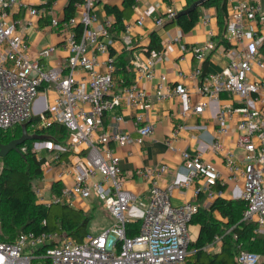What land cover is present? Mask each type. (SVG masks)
<instances>
[{
  "label": "built area",
  "instance_id": "1",
  "mask_svg": "<svg viewBox=\"0 0 264 264\" xmlns=\"http://www.w3.org/2000/svg\"><path fill=\"white\" fill-rule=\"evenodd\" d=\"M107 1H77L74 16L67 18L64 4L69 0H40L38 4L0 0V130L27 124L31 135H42L59 125L69 133L65 146L52 141L38 144L39 151L49 148L53 152L43 165L53 179L44 174L45 186L35 190L37 203L77 209V200L89 204L99 200L114 218L107 230L99 235L88 232L80 243L59 231H30L20 233L14 242L0 241V264H187L190 227L199 204L188 200L175 205L172 195L175 190L183 193L190 188L196 198L203 195L209 204L223 196L222 188L227 189L232 199L245 201L242 221L256 225L255 237H264V78L257 74L264 71V35L258 29L264 27V6L251 0H228L226 38L231 46L225 51L227 64L222 70L203 69L214 48L210 27V40L193 49L198 66L190 73L179 71L181 81L190 85L167 87L166 76H159L157 99L176 97L183 104L179 122L164 140L170 150H176V143L190 130L184 122L190 116L209 109L216 128L210 141L192 137L197 142L194 152L180 149L185 172L171 186L161 184L169 173L167 164L136 170L151 194L145 203L128 187L117 149L141 146L156 132L158 120L146 112L148 94L136 81L156 78L155 65L164 50L147 52L145 59L135 55L134 82L118 84L116 57L110 52L115 20L100 23L95 12L97 4ZM177 15L170 7L165 17L157 18V27ZM41 20L65 37L61 44L48 45L33 57L31 31L39 28ZM144 22L140 17L125 23L122 42L126 51L134 46V26L143 27ZM202 23L210 26L211 20L203 18ZM58 49L65 55L53 66L42 62ZM100 54L108 55L107 59L103 61ZM193 94L202 100L193 104ZM224 95L229 102L222 100ZM122 110L132 111L133 116L126 118ZM110 114L114 125L107 124ZM130 121L136 136L120 128ZM232 128L236 139L228 145L224 140ZM237 150L242 153L238 155ZM206 153L219 158L224 169L208 160ZM55 183H61L60 194L53 192ZM136 221H140L139 234L129 237L127 226ZM222 244L223 236L217 235L205 249L213 251ZM236 260L238 264H260L264 255L239 250Z\"/></svg>",
  "mask_w": 264,
  "mask_h": 264
},
{
  "label": "trees",
  "instance_id": "2",
  "mask_svg": "<svg viewBox=\"0 0 264 264\" xmlns=\"http://www.w3.org/2000/svg\"><path fill=\"white\" fill-rule=\"evenodd\" d=\"M80 0H69L66 7V17L75 14L74 4ZM138 0H122L123 8L119 9L110 5L106 6L108 16L115 19V32H123L125 22L130 20L134 14ZM200 0H187L186 9L193 6ZM255 2V1H253ZM258 3V2H257ZM203 8H214L217 18L218 32L213 38L218 41L217 46L225 49L230 47L226 38L228 23V0H206L197 9L179 15L173 20L165 22V29L177 25L184 33H189L194 29L203 16ZM166 16V15H165ZM164 16V17H165ZM173 21V23H169ZM83 28L78 27L82 32ZM112 31V32H113ZM162 39L158 31L150 34V43L147 52L163 49ZM135 49H131L124 54L115 56L116 77H120L124 84L133 83V72L130 61ZM206 64L203 69L206 72ZM116 82L118 83L117 79ZM19 130V137L22 135V126L13 130H0V142L7 144L15 139V133ZM27 130L30 131L29 126ZM50 141L57 144H66L69 139L68 130L59 125L50 127L41 132ZM17 137V138H19ZM33 142V141H32ZM27 141L20 147L21 153L10 152L6 157L0 158V241L14 242L20 233L34 231L41 232H66L78 243L82 242L87 227L92 218L86 216L81 209H75L69 205L43 206L37 203L33 183L43 178L45 157H39L33 148V143ZM66 142V143H65ZM25 149V150H23ZM68 153L63 155L67 158ZM61 183L53 185V192L60 194ZM221 191L225 192V188ZM199 212L192 220V225H199L200 231L196 241L190 245L191 254L187 257V264H238L236 255L239 250H245L264 255V237H255L253 223L242 221V214L245 209L243 200H227L222 197L216 198L208 207L203 206L204 196H200ZM218 211L226 222H221L214 216ZM46 224H43V222ZM140 221H136L127 226V235L134 237L139 234ZM232 231L228 234L229 229ZM223 236V244L219 251H208L205 248L210 245L215 236ZM260 264H264L261 262Z\"/></svg>",
  "mask_w": 264,
  "mask_h": 264
},
{
  "label": "crops",
  "instance_id": "3",
  "mask_svg": "<svg viewBox=\"0 0 264 264\" xmlns=\"http://www.w3.org/2000/svg\"><path fill=\"white\" fill-rule=\"evenodd\" d=\"M27 1L31 4H38L40 2V0ZM251 1L261 3L264 6L261 0ZM67 2H65L64 4L65 7H67ZM107 5L117 7L119 9L123 8L122 0H108L107 3L104 2L97 4L95 7V12L98 17V22L100 23L108 18L114 19L113 16L107 15ZM170 7L174 8L178 13H180L186 9L187 0H138L133 16L130 20H127L125 22L134 23L140 17L145 18L143 27L134 26L133 28V49H135V51L133 52L132 59L130 61L132 67V62L135 55H140L142 59L146 58L147 46L150 43V34L152 32H159L164 50L162 58L159 59L155 65L156 78L152 81H136L139 84V87L146 90L148 94V104L146 107V112L151 119L158 120L156 132L153 137L146 139L141 146L133 145L126 148L117 149V153L120 157V166L123 170L124 176L126 177L128 187L134 192H138L140 194L141 200L145 203L149 202L151 194L147 190L146 182L135 174L136 170L148 166H158L163 163L167 164L169 166V173L164 176L161 184L163 187L171 186L173 183H175L177 177L179 175H183L185 172L180 156V149H187L190 152H194L197 147V142L192 139V137L195 136L201 138L204 141H210L216 128V120L209 109H206L201 115L190 116L184 120L185 124L190 127V130L185 132L182 136V139L176 143V150H170L164 143V140L169 135L173 127L179 122L180 119L178 112L182 110L183 104L181 100L176 97L163 101L157 99L156 88L160 81L159 76H166L165 85L167 87H174L178 83H185L186 85H190V82L188 81H181V78L179 77V71L190 73L198 66V61L194 56L193 49H199L203 47L208 42V40H210V27L213 28V36L211 39L214 42V48L207 55V58L203 63V67L206 64V72H217L222 70L227 64L225 47H218V41L213 39L218 32L215 9L203 8V16L194 27V29L189 33H184L182 29L177 25H174L168 29H165L164 25L161 28L157 27V18H159L160 16L164 17ZM203 18H209L211 20L210 26L209 24L207 26L206 24L202 23ZM251 27L257 28V24L252 23ZM258 29L260 30V34L264 35V27L260 26ZM124 33V31L121 33L115 31L112 32V38L114 40L110 52L116 54V56L127 52L122 42V36L124 35ZM64 37V34L52 30L48 25V21L41 20L39 28L31 31V55L33 57L38 56V52L42 49V47H40V44L45 38H48V41L44 47L48 45L61 44ZM176 38L180 39V41H175ZM262 53L264 54V50ZM64 55L65 52L61 49H58L50 59L42 62L46 65L53 66L55 61L59 58L64 57ZM100 57L104 61L107 59L108 55L100 54ZM132 72L134 75V69H132ZM257 74L259 77H261V79L264 78L262 77L264 71L262 74ZM119 78L120 77H116L118 84H121L123 81L119 80ZM134 80L135 76L133 78V82ZM201 100L202 97H200L198 94L192 95L193 104H197ZM222 100L225 103L229 102L228 96L225 95L222 97ZM122 112L126 118H131L133 116L132 111L122 110ZM113 117L114 116L112 114L108 115L107 124L114 125L115 119ZM234 125L235 124H233L232 127H234ZM120 128L123 131L130 132L133 136L137 135L136 128L131 121L127 124H120ZM235 139L236 130L232 128L230 136L226 137L224 141L228 145H233ZM205 157L217 164L222 170L224 169L223 163L219 158L214 157L211 153H206ZM46 177L47 179L52 180L53 173L51 171L47 172ZM201 196L203 197V195ZM222 198L227 200H234L231 198L230 193L227 189H225ZM188 200L194 201L198 204L201 203L199 197H195L193 188H190L183 193L179 190H175L172 195V202L175 205L182 204ZM202 204L204 207L210 206L205 196ZM76 205L79 207L77 209L91 207L89 202H84L81 200H77ZM214 216L221 222L227 221L226 219L222 218L221 214L218 211H215ZM191 226L199 227V225L192 224ZM196 239H192V242L196 241ZM220 248L221 246L218 250L215 249L213 251H219Z\"/></svg>",
  "mask_w": 264,
  "mask_h": 264
},
{
  "label": "rangeland",
  "instance_id": "4",
  "mask_svg": "<svg viewBox=\"0 0 264 264\" xmlns=\"http://www.w3.org/2000/svg\"><path fill=\"white\" fill-rule=\"evenodd\" d=\"M261 2L264 4V0H261ZM47 41H48V38H45L41 42L40 47L43 48L47 44ZM13 134L16 136L15 137V139H16L17 137H19V130H17L15 133H12L10 135L12 136ZM42 141H44V140H42ZM42 141H33V142L31 141V142L33 143L32 144L33 145V148L38 153L39 157H45L46 159L49 160L50 158H52V155H53V152L51 151V149L44 148V149H42V151H39L38 150L39 149L38 148V144H39V142H42ZM47 141L48 142H51L50 140H47ZM66 142H68V140ZM60 145L61 146H65L64 144H60ZM241 153H242V151H240V150L237 151V154L238 155L241 154ZM0 168H1V163H0ZM48 170L49 169L47 167H44V174H45V176H46ZM44 186H45V182L42 179L36 180L33 183V188L35 190L38 187H44ZM90 206L91 207L82 208L81 209V210H83L85 212V214H86L87 217L92 218V220L89 222V225L87 227V231L90 232V233H92V234H94V235H99V234H101L102 232H104L105 230H107L111 226V224L114 221V218L103 207L102 203L99 200L92 201L90 203ZM85 207H87V206H85ZM218 216H219V214H218ZM190 232H191L192 239L193 240L196 239V237L198 235V232H199V227L198 226H191L190 227ZM218 249H219V247L216 248V250H218Z\"/></svg>",
  "mask_w": 264,
  "mask_h": 264
},
{
  "label": "water",
  "instance_id": "5",
  "mask_svg": "<svg viewBox=\"0 0 264 264\" xmlns=\"http://www.w3.org/2000/svg\"><path fill=\"white\" fill-rule=\"evenodd\" d=\"M206 0H200L197 3H195L193 6H191L188 9L183 10L180 12L179 15L189 13L195 9H197L199 6H202V4ZM170 24L173 23V21L169 22ZM47 141L49 140L44 135H31L27 130V124L22 125V135L19 138L11 140L7 144H2L0 142V158L6 157L10 152L16 151L18 153H21L20 147L23 146L27 141ZM43 142V141H42Z\"/></svg>",
  "mask_w": 264,
  "mask_h": 264
}]
</instances>
